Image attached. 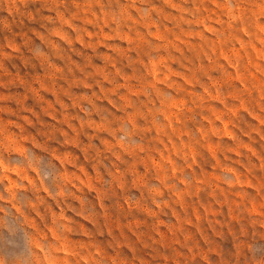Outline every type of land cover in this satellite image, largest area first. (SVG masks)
<instances>
[{"label":"rangeland","instance_id":"rangeland-1","mask_svg":"<svg viewBox=\"0 0 264 264\" xmlns=\"http://www.w3.org/2000/svg\"><path fill=\"white\" fill-rule=\"evenodd\" d=\"M0 264H264V0H0Z\"/></svg>","mask_w":264,"mask_h":264}]
</instances>
